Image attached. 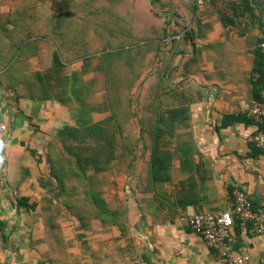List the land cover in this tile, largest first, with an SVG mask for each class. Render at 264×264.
I'll use <instances>...</instances> for the list:
<instances>
[{
	"label": "crops",
	"instance_id": "crops-1",
	"mask_svg": "<svg viewBox=\"0 0 264 264\" xmlns=\"http://www.w3.org/2000/svg\"><path fill=\"white\" fill-rule=\"evenodd\" d=\"M126 3L155 22L143 41L122 22L108 56L96 29L121 0H0V264H222L188 216L228 210L235 187L264 206V149L244 136L264 102V0ZM99 123L94 172L79 134ZM230 242L264 264V232L236 223Z\"/></svg>",
	"mask_w": 264,
	"mask_h": 264
},
{
	"label": "built area",
	"instance_id": "built-area-1",
	"mask_svg": "<svg viewBox=\"0 0 264 264\" xmlns=\"http://www.w3.org/2000/svg\"><path fill=\"white\" fill-rule=\"evenodd\" d=\"M203 0H198V5ZM264 48V42L260 44ZM246 115L249 119L260 125L254 134L246 133L247 141L254 146L264 149V102L253 100L249 105ZM5 131V124L0 120V138ZM187 222L190 228L215 250L217 260L222 264H248L249 256L246 253L234 250L230 242V230L238 223L245 227L247 223L252 226V231L258 234L264 232V206L253 207L249 195L242 189L233 188L231 195V207L228 210L210 213L195 212L188 216ZM3 233L0 229V244ZM133 264H147L141 257L134 259Z\"/></svg>",
	"mask_w": 264,
	"mask_h": 264
},
{
	"label": "trees",
	"instance_id": "trees-1",
	"mask_svg": "<svg viewBox=\"0 0 264 264\" xmlns=\"http://www.w3.org/2000/svg\"><path fill=\"white\" fill-rule=\"evenodd\" d=\"M262 13V16H264V9L263 11L261 12ZM222 22L224 23V19L221 18ZM178 33L175 34V35H172V39H180V38H184L186 37L187 33H188V30H183V29H180L177 31ZM146 38V37H145ZM110 46H107L106 48L103 47V49H101L103 51L104 54L108 55V56H112V55H120V53L124 52V47H126L125 45H112V44H109ZM103 46V45H102ZM100 46V48L102 47ZM136 45H130V47L128 46V48H131V47H134ZM151 48L147 46V49L146 50H150ZM258 72H259V75L261 76V79H264V74L262 72V70H260L258 68ZM112 120V118L110 119ZM102 124L99 123L93 127L90 128V131L87 130V129H83L80 131V142L83 143L84 142V146L80 145V149L81 151H86L88 149V145H87V138L88 137H94L95 138V142H96V145L94 148H92L93 152H95L91 158H87V157H83V158H79L78 160V163L79 165H81V167L83 166H88L90 165V163L92 164L93 166V169H94V172H98L99 170L102 169V166L99 165L102 163L101 161V158H103V154H104V151L102 149V145L99 146V142H103L102 140H99V137H100V131H102ZM114 127V126H113ZM115 131V130H113ZM113 146H114V142H111V148L113 149ZM84 147V148H83ZM113 151H111L110 155L108 157H111L113 158V155H112ZM54 177L57 178V180L62 184L63 183V180L60 178V175L56 172H54L52 174ZM96 177V176H95ZM79 178L81 181H83L85 183V187L87 186V182L89 181V177L88 175L86 174V169L84 170V172H82L81 174H79ZM95 184V183H94ZM63 185V184H62ZM62 189V188H61ZM93 194H95L97 197L101 196V189L99 190H93L92 191ZM113 215H115L113 213ZM116 216V215H115ZM116 223L119 224V226L121 228H123L122 224L117 221Z\"/></svg>",
	"mask_w": 264,
	"mask_h": 264
},
{
	"label": "rangeland",
	"instance_id": "rangeland-1",
	"mask_svg": "<svg viewBox=\"0 0 264 264\" xmlns=\"http://www.w3.org/2000/svg\"><path fill=\"white\" fill-rule=\"evenodd\" d=\"M122 1V11L119 10L117 8H114V13H112V17H111V22H112V25H113V28H107V29H96V36H97V42L99 41L100 43H102L101 41H105L106 44H104L101 49L106 48L107 46H110L109 44H107L108 42H113L115 39H113V35L115 37H117L116 35L119 34L121 32L122 29L119 28L120 24L122 22L124 23H129V24H132L133 27L136 26L138 28H140L139 30H128L129 34H133V36H136L134 34V32L136 31L137 33L138 32H141V34H139V37L137 39V41L139 40H145V34L148 32H151V29L148 28V29H143V26L146 25V24H152L155 22L154 19L152 20H149V16H151L152 18H154L155 16H157V14H150L148 13L147 14H144V16H141V15H136L135 13H132L131 12V8L134 10V6L133 5H130L129 3H126L127 0H121ZM144 10H146V6H143ZM154 10V9H153ZM100 14H103V13H100ZM139 26H138V24ZM82 31V30H81ZM124 32H126V30H122ZM109 34H111L109 36ZM172 37V36H171ZM112 38V39H111ZM145 38V39H144ZM111 39V41H110ZM133 40V38L131 39V41ZM136 40H133V44L134 43H138ZM116 46H118L116 44ZM147 46H151L150 44H147V43H142L140 45H137V46H134V47H131L133 48L132 50H135L136 47H139L140 49L144 48L145 50L147 49ZM105 56V55H104Z\"/></svg>",
	"mask_w": 264,
	"mask_h": 264
}]
</instances>
